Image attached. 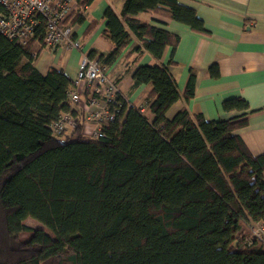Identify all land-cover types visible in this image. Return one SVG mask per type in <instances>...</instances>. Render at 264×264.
<instances>
[{
    "label": "trees",
    "instance_id": "16d2710c",
    "mask_svg": "<svg viewBox=\"0 0 264 264\" xmlns=\"http://www.w3.org/2000/svg\"><path fill=\"white\" fill-rule=\"evenodd\" d=\"M74 22L93 0H76ZM3 7L0 5V11ZM163 15L206 33L194 8L179 0H125L120 14L107 8L103 35L108 53L88 55L114 63L131 41L157 61L140 65L135 83L150 84L152 116L124 101L123 115L105 136L83 133L55 137L51 124L73 110L75 82L62 69L41 73L26 46L0 35V264H264V245L243 241L264 222V153L254 155L236 132L248 123V102L223 101L242 113L207 120L181 108L166 116L181 97L169 64L159 61L180 36L137 17ZM169 63H172L170 60ZM218 75V66L210 67ZM191 71L184 98L194 96ZM34 218L49 228L25 224ZM31 237L23 241L21 233Z\"/></svg>",
    "mask_w": 264,
    "mask_h": 264
},
{
    "label": "crops",
    "instance_id": "0c3cea01",
    "mask_svg": "<svg viewBox=\"0 0 264 264\" xmlns=\"http://www.w3.org/2000/svg\"><path fill=\"white\" fill-rule=\"evenodd\" d=\"M125 0H93L83 10L84 20L76 22L75 37L82 42L81 49L66 45L52 47L36 45L33 64L41 73L50 68L62 69L74 80L83 53L91 50L108 53L113 44L103 35L106 28L104 13L112 8L120 14ZM195 9L204 22L206 33L192 30L188 25L163 15L140 13L138 18L153 25H161L177 33L180 41L172 54L167 47L160 63L169 64L175 76L181 97L170 107L166 116L172 118L181 108L202 113L207 120L226 119L240 115L241 111H226L223 101L242 97L248 104V123L236 132L254 155L264 153V0H179ZM141 40L131 33L130 43L118 59L108 65L110 76L118 82L125 99L138 105L151 91L150 84H136L133 74L143 64L157 61L143 50H133ZM34 47V45H33ZM64 50L68 56L63 59ZM170 60L172 63H169ZM218 66V75L210 67ZM196 74L194 96L186 101L183 94L190 72ZM148 116H152L151 110ZM251 227L242 226L243 233ZM259 244H257L258 247Z\"/></svg>",
    "mask_w": 264,
    "mask_h": 264
},
{
    "label": "built area",
    "instance_id": "2783aa9c",
    "mask_svg": "<svg viewBox=\"0 0 264 264\" xmlns=\"http://www.w3.org/2000/svg\"><path fill=\"white\" fill-rule=\"evenodd\" d=\"M0 35L21 46L33 42L31 54L37 55L36 45L81 49L82 42L75 37L77 12L76 0H0ZM74 114L65 111L51 124V133L63 137L83 122V133L98 139L105 136L111 122L123 115L124 101L118 82L113 79L108 65L96 57L83 53L75 79V88L69 93ZM128 106L131 104L127 101ZM140 112L148 116L150 102L139 104ZM247 246L264 245V222L251 227L243 241Z\"/></svg>",
    "mask_w": 264,
    "mask_h": 264
},
{
    "label": "rangeland",
    "instance_id": "374dc122",
    "mask_svg": "<svg viewBox=\"0 0 264 264\" xmlns=\"http://www.w3.org/2000/svg\"><path fill=\"white\" fill-rule=\"evenodd\" d=\"M68 56V51L67 50H64V54H63V59H65V57ZM64 139L65 140H72L74 139L73 136H71V132H68L65 136H64ZM25 224L32 227V228H37V227H41L43 228L49 235L53 236L54 237V233L49 229L47 228L46 226H44L41 222H39L38 220L34 219V218H27L25 220ZM32 233L29 232V231H25L23 233H21L20 237L23 241H26L28 240L30 237H31Z\"/></svg>",
    "mask_w": 264,
    "mask_h": 264
}]
</instances>
